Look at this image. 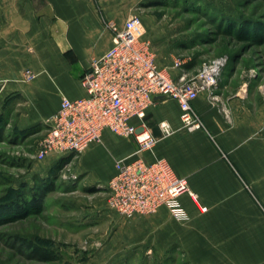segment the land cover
<instances>
[{
  "label": "crops",
  "instance_id": "1",
  "mask_svg": "<svg viewBox=\"0 0 264 264\" xmlns=\"http://www.w3.org/2000/svg\"><path fill=\"white\" fill-rule=\"evenodd\" d=\"M131 12V0H0V100H19L9 110H20L19 128L46 122L63 97L86 95L81 78L90 59L111 45L106 22L121 27ZM142 23L153 43L148 21ZM26 68L36 73L33 79H23ZM215 94L201 92L192 101L200 128H185L177 100L167 97H155L142 120L130 119L157 138L143 157L167 160L194 193L179 196L185 220L163 205L122 219L123 244L143 257L162 261L178 253L187 264H264V99L219 85ZM160 122L171 132L164 134ZM135 148L132 137L104 130L76 155L83 185L108 194L115 161Z\"/></svg>",
  "mask_w": 264,
  "mask_h": 264
},
{
  "label": "rangeland",
  "instance_id": "2",
  "mask_svg": "<svg viewBox=\"0 0 264 264\" xmlns=\"http://www.w3.org/2000/svg\"><path fill=\"white\" fill-rule=\"evenodd\" d=\"M131 3L130 15L148 21L153 32L151 49L158 66H172L177 76L185 72L190 78L203 62L225 57L219 89L251 91L264 99V0ZM17 101L0 100V202L17 193L30 197L39 184L50 188L40 207L0 217V264H187L178 253L156 261L126 247L121 232L126 217L106 207V190L83 185L73 152L50 161L39 158L37 147L47 132V120L19 128L20 110L9 111ZM18 237L49 248L54 258L39 259Z\"/></svg>",
  "mask_w": 264,
  "mask_h": 264
},
{
  "label": "built area",
  "instance_id": "3",
  "mask_svg": "<svg viewBox=\"0 0 264 264\" xmlns=\"http://www.w3.org/2000/svg\"><path fill=\"white\" fill-rule=\"evenodd\" d=\"M105 25L112 33L111 45L100 56L90 59L81 78L86 95L61 99L47 119V132L39 141L36 154L39 158L72 152L76 156L89 143L100 141L104 130L132 137L135 150L115 161V174L105 184L108 208L121 217L131 218L152 213L163 205L175 218L185 220L188 216L179 196L183 192L194 195L187 180L177 176L164 158L154 156L148 161L143 157L144 151L153 152L157 138L143 123L138 128L130 119L142 120L155 97H167L177 100L185 128L202 127L192 101L201 92L216 97L226 58L203 62L190 78L185 72L173 77L156 63L151 41L144 37L138 15L127 17L121 27L113 21ZM178 65L173 63L174 67ZM22 75L24 80H31L36 73L24 69ZM159 126L164 134L171 132L167 122H160Z\"/></svg>",
  "mask_w": 264,
  "mask_h": 264
},
{
  "label": "trees",
  "instance_id": "4",
  "mask_svg": "<svg viewBox=\"0 0 264 264\" xmlns=\"http://www.w3.org/2000/svg\"><path fill=\"white\" fill-rule=\"evenodd\" d=\"M262 38V37H261ZM32 188V187H30ZM29 188V189H30ZM50 186L47 184H39L35 189H31L28 193L30 197H20L17 193L14 198L10 201L0 202V217L4 215L21 216L28 213L33 208H38L42 205L45 193ZM20 243L23 244L27 249L32 251L41 260H50L54 258L52 250L46 248L40 244H36L25 237H18Z\"/></svg>",
  "mask_w": 264,
  "mask_h": 264
}]
</instances>
